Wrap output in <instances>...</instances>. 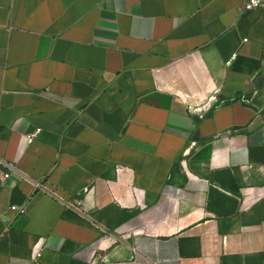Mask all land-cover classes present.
<instances>
[{
  "label": "crops",
  "instance_id": "0c3cea01",
  "mask_svg": "<svg viewBox=\"0 0 264 264\" xmlns=\"http://www.w3.org/2000/svg\"><path fill=\"white\" fill-rule=\"evenodd\" d=\"M244 1L0 0V264H264Z\"/></svg>",
  "mask_w": 264,
  "mask_h": 264
},
{
  "label": "built area",
  "instance_id": "2783aa9c",
  "mask_svg": "<svg viewBox=\"0 0 264 264\" xmlns=\"http://www.w3.org/2000/svg\"><path fill=\"white\" fill-rule=\"evenodd\" d=\"M243 9L246 10H253V9H264V0H245L242 6ZM245 40V39H244ZM263 56H264V47H263ZM39 130L37 129L34 133L33 136L38 132ZM9 176V173L6 172L2 175L3 178H7ZM171 187H169L170 189ZM12 211L15 212H20L23 213L24 209L23 208H18L15 206L10 207ZM42 252V247L39 242H37L34 246V253H33V260H37L40 258Z\"/></svg>",
  "mask_w": 264,
  "mask_h": 264
}]
</instances>
